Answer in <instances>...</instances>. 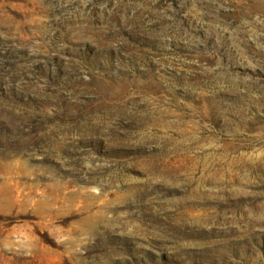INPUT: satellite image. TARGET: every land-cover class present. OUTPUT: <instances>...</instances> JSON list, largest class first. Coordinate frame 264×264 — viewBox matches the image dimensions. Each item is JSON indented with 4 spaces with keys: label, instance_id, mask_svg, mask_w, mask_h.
<instances>
[{
    "label": "rangeland",
    "instance_id": "1",
    "mask_svg": "<svg viewBox=\"0 0 264 264\" xmlns=\"http://www.w3.org/2000/svg\"><path fill=\"white\" fill-rule=\"evenodd\" d=\"M0 264H264V0H0Z\"/></svg>",
    "mask_w": 264,
    "mask_h": 264
}]
</instances>
